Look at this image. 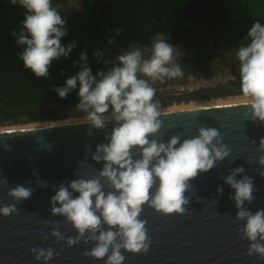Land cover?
Segmentation results:
<instances>
[{"label":"clouds","instance_id":"9594fccd","mask_svg":"<svg viewBox=\"0 0 264 264\" xmlns=\"http://www.w3.org/2000/svg\"><path fill=\"white\" fill-rule=\"evenodd\" d=\"M10 2L26 10L23 27L19 32L11 33L16 44L23 48L19 58L36 77L47 79L53 61L61 57L67 59L77 46L75 41L67 45L61 43V38L68 35L67 21L53 6L52 0ZM114 32L117 37L123 29L119 27ZM247 37L250 42L241 45L237 52L241 90L250 105L245 116L253 122L264 123V25L256 21ZM168 39L157 34L151 49L142 51L139 47H130L116 58L118 62L110 69L99 70L95 75L89 67L87 53L82 52L79 61L73 62V66L78 65L80 70L66 79L64 86H53L63 99L79 85V102L75 108L84 113L82 124L90 125L89 136L95 135L94 130L106 131L109 123L114 122V126L110 133L106 132V142L98 144L91 155L97 163L103 162L98 175L64 181L51 197L52 216L65 217L77 235L66 237L59 230V221L46 220L45 225L52 226V231L49 235L42 230L43 240L55 237L58 243L64 241L68 247L80 242L93 243L91 250L85 251V256L104 260L105 264H124L126 257L122 250L133 254L150 250L148 221L140 218L144 206L163 215L186 214L192 199L187 193L193 191L190 181L208 173L231 155L222 133L214 127L202 126L198 135L182 142L179 135H173L166 143L159 138L165 126L160 117L167 116L168 112L161 109L153 84L184 75L183 66L175 56L178 46L170 44ZM113 41L112 37L108 40L109 43ZM149 51L151 54L146 56ZM93 58L102 61L104 53L96 49ZM36 130L29 129L27 133ZM53 147L48 144L46 150L51 151ZM7 149L12 150L10 146ZM86 149L91 152V145H86ZM258 151L264 153V139L260 140ZM258 163L261 168L257 172L264 176V154L259 156ZM87 166L85 158L78 168ZM244 173L245 169L238 167L228 176L221 174V177L235 189L229 199L235 201V219L244 222L240 232L250 242L247 255L264 259V209L253 213L245 206V202L251 204L256 199L253 193L258 189L254 187L253 178ZM34 175L38 174L34 171ZM237 176L241 179L237 180ZM8 183V178L0 175V186ZM36 183L48 187L45 181L37 179ZM105 185L109 190H105ZM223 191V186L217 188L219 195H223ZM32 193L31 187L15 185L7 195L19 202L29 199ZM0 214L5 217L19 215V210L15 203L6 204L0 207ZM31 252L44 264L59 256L52 247H34Z\"/></svg>","mask_w":264,"mask_h":264},{"label":"water","instance_id":"95a60500","mask_svg":"<svg viewBox=\"0 0 264 264\" xmlns=\"http://www.w3.org/2000/svg\"><path fill=\"white\" fill-rule=\"evenodd\" d=\"M201 92L212 93L210 100L243 95L241 88L209 87ZM196 93L179 97L160 95L156 99L165 103H185ZM247 101L233 100L163 110L168 112L167 116L160 117L165 125L159 133L163 142L166 143L173 135H179L182 142L198 135L202 126L214 127L222 133L223 142L231 149V155L208 173L190 181L193 191L187 193L192 199L186 214L163 215L144 206L140 218L148 221L150 250L140 254L122 250L126 257L124 264H264V259L259 256L247 255L250 242L240 232L244 222L235 219V201L229 199L235 194V189L221 177V174L228 176L234 168L243 167L244 174L253 178L254 187L258 189L253 193L256 199L251 204L245 202V206L253 213L264 209V176L257 172L261 168L258 158L264 154L258 151L260 140L264 139V123L253 122L245 116L250 108ZM28 109H60L75 116H84L83 112L74 108L58 105L22 107L10 111ZM113 126L114 122L108 124L106 131L94 130L93 136L88 135L90 125L82 122L0 131V175L9 181L7 186H0V207L15 203L19 210V215L5 217L0 214V264H44L33 256L31 249L34 247H52L59 253L48 264H105L104 260L84 255L85 251L91 250L93 243L80 242L68 247L64 241L58 243L55 237L43 240L41 231L50 235L52 226L45 225L44 221L54 220L59 221V230L66 237L77 235L65 217L52 216L50 200L62 182H71L85 175L88 178L98 175L103 162L97 163L91 155L98 144L106 142V132L110 133ZM29 129L37 130L27 133ZM48 144L54 146L51 151L46 150ZM89 144L91 152L86 149ZM85 158L88 166L78 168ZM136 158H139L138 155ZM34 171L38 175H34ZM37 179L47 182L48 187L38 185ZM236 179H241V176ZM15 185L31 187L32 196L24 201H14L7 192ZM219 186H223V195L217 193ZM105 190H109L107 185Z\"/></svg>","mask_w":264,"mask_h":264},{"label":"trees","instance_id":"16d2710c","mask_svg":"<svg viewBox=\"0 0 264 264\" xmlns=\"http://www.w3.org/2000/svg\"><path fill=\"white\" fill-rule=\"evenodd\" d=\"M75 1L80 4L76 12L61 14L68 30L61 43L75 41L77 46L67 59L53 61L50 77L45 79L24 67L19 58L23 48L11 35L23 27L26 10L10 0H0V127L75 117L60 109L10 110L49 105L76 109L79 85L63 99L53 86H64L66 79L80 70L73 66L80 53H87L95 75L110 69L130 47L149 49L157 34L191 53L184 61L196 70L195 75L211 71L216 61L231 67L237 77L232 85L241 88L238 49L250 42L247 33L256 21L264 25L263 3L256 0H52V4L61 13ZM119 27L123 32L116 37L114 30ZM110 37L114 38L112 43L108 42ZM96 49L104 53V60L93 58Z\"/></svg>","mask_w":264,"mask_h":264},{"label":"rangeland","instance_id":"374dc122","mask_svg":"<svg viewBox=\"0 0 264 264\" xmlns=\"http://www.w3.org/2000/svg\"><path fill=\"white\" fill-rule=\"evenodd\" d=\"M256 1L257 2L260 1L263 3V5L261 7H262V12H264V0H256ZM79 5H80L79 2L75 1L72 4L68 5L65 8V10H62L61 14L70 15L79 9ZM149 49H151V47ZM150 54H151L150 51L145 53L146 56H148ZM175 56L177 58V62L182 64V66H183L184 75H183V77L177 78V79H166L163 82H160V81L155 82L153 84V87H155L157 89V92L167 93L170 88L176 89V88H181V87H186L189 90H192V89H196L197 87H201L203 85H212L213 86V85H217L220 83L232 82V81H235L237 79L236 75L233 73L230 66L218 65L216 63V61L213 62V68L214 69H212L211 71H206V72L202 71V72H200V75L197 76V75H195L196 70H194L189 63H186L184 61L185 58L191 57V53H188L186 51H181L179 48H177L176 52H175ZM236 97H238V96H236ZM221 99L227 100L228 98H221ZM211 100L197 101V102L204 103V102H210ZM174 105L180 106L182 104H172V105H168V106L162 107V108H169V107L174 106ZM186 105H188V103H186ZM79 118H84V116H75V117L67 118V119L44 121V122H39L37 124L67 121V120L79 119ZM32 124H36V123L16 125V126H25V125H32ZM7 127H14V126H5V127H0V128H7Z\"/></svg>","mask_w":264,"mask_h":264},{"label":"flooded vegetation","instance_id":"af4514ba","mask_svg":"<svg viewBox=\"0 0 264 264\" xmlns=\"http://www.w3.org/2000/svg\"><path fill=\"white\" fill-rule=\"evenodd\" d=\"M233 82V81H232ZM232 82H227V83H220V84H217V85H203L201 87H197L196 89H192V90H189L188 92L186 93H182L180 95H174V94H170V95H173V96H183V95H186V94H191V93H196L194 95H191L189 101L185 102L184 104L186 103H190V102H193V101H205V100H210L209 98L212 95V93H207V92H201V90L203 89H206V88H209V87H216V88H226V89H232V88H236L235 86L232 85ZM165 96V95H169V93H160V92H157V96ZM214 99V98H212ZM161 104H163L161 106L162 107H166L168 105H172V104H183V103H165V102H161Z\"/></svg>","mask_w":264,"mask_h":264},{"label":"bare ground","instance_id":"6f19581e","mask_svg":"<svg viewBox=\"0 0 264 264\" xmlns=\"http://www.w3.org/2000/svg\"><path fill=\"white\" fill-rule=\"evenodd\" d=\"M248 98H245L243 95L238 96V97H229L227 100H222V99H212L210 102H204L200 103L197 101L190 102L188 105L182 104L180 106H171L169 108H162V110L166 109H174V108H181V107H190V106H196V105H202V104H210V103H219V102H226V101H233V100H245ZM84 118H79V119H71L67 121H60V122H52V123H42V124H32V125H25V126H14V127H7V128H0V131L3 130H15V129H23V128H30V127H38V126H46L50 124H67V123H77V122H83Z\"/></svg>","mask_w":264,"mask_h":264},{"label":"built area","instance_id":"2783aa9c","mask_svg":"<svg viewBox=\"0 0 264 264\" xmlns=\"http://www.w3.org/2000/svg\"><path fill=\"white\" fill-rule=\"evenodd\" d=\"M188 91H189V89L186 87H181V88H176V89L170 88L167 93L174 94V95H180V94L186 93Z\"/></svg>","mask_w":264,"mask_h":264}]
</instances>
